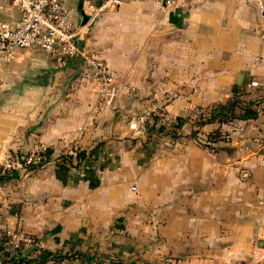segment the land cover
Here are the masks:
<instances>
[{"label":"crops","instance_id":"0c3cea01","mask_svg":"<svg viewBox=\"0 0 264 264\" xmlns=\"http://www.w3.org/2000/svg\"><path fill=\"white\" fill-rule=\"evenodd\" d=\"M100 1L67 0L73 25ZM0 3L3 17L16 19L9 1ZM263 24L242 0H124L78 42L112 75L111 108L80 58L60 70L40 50L16 51L1 73L0 161L36 144L52 152L43 168L6 181L0 247L22 231L66 257L46 264H264L255 143L264 113L243 107L261 102L250 83L264 79ZM232 100L229 123L198 127L199 112ZM156 109L173 121L172 136H134L128 122ZM218 129L227 139L212 150L192 136ZM73 143L92 153V167L58 166Z\"/></svg>","mask_w":264,"mask_h":264},{"label":"built area","instance_id":"2783aa9c","mask_svg":"<svg viewBox=\"0 0 264 264\" xmlns=\"http://www.w3.org/2000/svg\"><path fill=\"white\" fill-rule=\"evenodd\" d=\"M8 1L15 9L17 17L12 20L3 17L4 7L0 3V87L3 67L13 59L16 51L40 50L46 53L54 66L60 70L65 69L73 60L80 58L91 74L92 82L98 91L99 102L104 108H111L116 97L113 77L99 52L86 51L80 48L78 42L82 40V35L100 14L119 9L124 0H101L98 4L89 5L84 13L87 20L79 26H74L71 22L67 0ZM242 1L253 5L260 17L264 19L262 0ZM259 39L264 44V24L259 29ZM250 87L261 90V102L254 108V113L262 114L264 113V79L252 81ZM208 116V112H199L197 120L199 121L200 118L204 120ZM172 122L162 109L145 110L128 122V128L137 137L163 133L172 136ZM197 140L200 143V140ZM255 143L262 152V168H264V136L257 135ZM51 152V148L44 144H36L32 149L24 152H7L0 161V193L4 190L5 183L12 173L16 171L26 173L43 168L48 163ZM79 152H85V157L83 161H79L78 167H92L93 157L82 150L77 143L64 147L58 153L56 163L61 166L65 159H71L74 166L77 163L76 154ZM66 164L65 166H68ZM27 248L32 250L29 256L25 254ZM42 250L44 247L40 241L18 231L3 238L0 247V264H3L7 258L14 261L24 260L27 262L25 264H37L31 263V260H35ZM52 261L54 260H45L41 264Z\"/></svg>","mask_w":264,"mask_h":264},{"label":"trees","instance_id":"16d2710c","mask_svg":"<svg viewBox=\"0 0 264 264\" xmlns=\"http://www.w3.org/2000/svg\"><path fill=\"white\" fill-rule=\"evenodd\" d=\"M262 94H260L258 97H261ZM260 99V98H259ZM257 101V100H256ZM236 101L232 100V101H228L225 104H221V105H215L212 108L209 109L208 114L209 116L207 118H205L204 120H201L202 118H200V120L198 121V127L199 126H203L205 124L211 123V122H217L220 125L221 124H226L229 123L234 117V108L236 107ZM259 105V102L255 103V102H248L246 104H243V107L245 108V110L250 111L251 113L254 114V108L257 107ZM238 107V106H237ZM207 112V111H206ZM227 135L225 132H223L222 130L218 129L214 132V134H211L209 136H207L206 138L202 139L200 136H198L195 133H192V136L195 137L196 139L200 140V143L202 146L207 147L209 150H212L213 148L210 147L211 143L214 141H224L227 138ZM89 156H92V153L89 151L88 152ZM85 157V152H79L76 154V161L77 163L73 166L71 159H65L63 165L61 164L60 167L64 168L65 167H78L79 166V161H83ZM65 163L68 164V166H65ZM66 164V165H67ZM75 255L70 256L68 259L73 258ZM66 259V257L61 256L57 253H51L46 251L45 249L42 250L38 257L35 260H31V263H43L45 260H63ZM27 263L24 260H17L14 261L11 258H7L3 264H25Z\"/></svg>","mask_w":264,"mask_h":264},{"label":"rangeland","instance_id":"374dc122","mask_svg":"<svg viewBox=\"0 0 264 264\" xmlns=\"http://www.w3.org/2000/svg\"><path fill=\"white\" fill-rule=\"evenodd\" d=\"M118 10V9H117ZM116 11V10H115ZM113 12V11H112ZM103 14V13H102ZM99 16H101V14L99 15ZM98 16V17H99ZM98 17L94 20V21H96L97 19H98ZM94 23V22H93ZM93 23L88 27V32H85L84 34H83V37L84 36H86L90 31H91V28H92V26H93Z\"/></svg>","mask_w":264,"mask_h":264},{"label":"water","instance_id":"95a60500","mask_svg":"<svg viewBox=\"0 0 264 264\" xmlns=\"http://www.w3.org/2000/svg\"><path fill=\"white\" fill-rule=\"evenodd\" d=\"M87 20V17L85 15L82 16V24H84Z\"/></svg>","mask_w":264,"mask_h":264}]
</instances>
